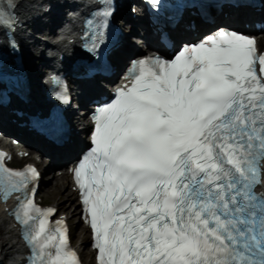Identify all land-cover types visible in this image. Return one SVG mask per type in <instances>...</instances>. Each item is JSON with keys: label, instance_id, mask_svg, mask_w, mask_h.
<instances>
[{"label": "snow or ice", "instance_id": "6c2138e0", "mask_svg": "<svg viewBox=\"0 0 264 264\" xmlns=\"http://www.w3.org/2000/svg\"><path fill=\"white\" fill-rule=\"evenodd\" d=\"M179 2L206 16L219 0ZM253 45L220 30L174 62L141 61L135 85L97 113L96 163L79 174V186L100 264H264V194L255 191L264 165V83L252 66ZM86 47L95 62L83 78L92 79L107 65L98 41ZM8 48L18 50L14 36ZM4 87L0 43V96ZM12 175L27 186L24 172L9 174V183ZM44 231L41 220L30 239ZM49 264L76 261L57 256Z\"/></svg>", "mask_w": 264, "mask_h": 264}, {"label": "bare ground", "instance_id": "6f19581e", "mask_svg": "<svg viewBox=\"0 0 264 264\" xmlns=\"http://www.w3.org/2000/svg\"><path fill=\"white\" fill-rule=\"evenodd\" d=\"M49 1H50V3H49ZM56 1H62V0H56ZM64 1L65 0H63L62 2L64 3ZM53 2H54V8L57 9V11H58V14L55 15V18L57 20L55 24H57V23L60 22V19H61L60 17H62V15L65 14L66 9L61 7L60 4L58 5L55 2V0H24V1H19L18 5H17L18 6L17 9H18L19 13H21V15L24 18L33 19V17H35V15L37 14L36 11H38L42 7L45 8L47 5H51L52 6ZM45 4H47V5H45ZM9 5H10V1H9ZM37 5H38V7H37ZM51 13H52L51 10L46 11L45 16H49ZM244 14H241V15H239L237 17L234 16V18H219V17H215L214 16L207 23L196 24V26H195V28H196L195 34H198L199 32L204 31V30H209L216 23H218V24H221V23H235V22L240 23L239 18L241 16H244ZM130 16L131 15H126L125 19L128 20L130 18ZM249 16L250 15L247 14L248 18H249ZM259 16L264 20V9L260 11ZM50 23H52V22H48L47 24H45L44 25L45 26L44 29H46ZM221 26H223V25H221ZM124 27L128 28L127 23H124ZM59 30L60 29H58L57 31H59ZM50 31L51 32L49 33V36H52L53 38L55 36L59 37V40L56 42V44L53 42L50 45L51 49H53V46H54V47H56V48H58L60 50H63L65 52L72 51L69 47H67L66 37H65V33L64 32H56L55 29H53V30L50 29ZM45 33L46 32H36L35 34H37L38 36L42 35V38H36L35 40H32V38L27 40L28 37L26 36L25 32L21 33L20 37H21V40L23 41V45L24 46H28L30 48H35L37 46L39 47L41 44L45 45V43H46V45H47L48 42H50V41H48V39L46 40V38L44 40V37H45L44 34ZM181 36L188 37L189 36V32L185 31V30L177 31L173 35V40H177ZM68 38H70V36ZM262 38H264V35H262ZM131 39L132 38L129 37V41L133 42V43H135L136 41H139L137 37L132 39L134 41H132ZM124 50L126 52L128 51V49L125 48V49L122 50V52ZM140 52H141V50L137 51V54L140 53ZM27 55H29L31 57H35V59H40V64L39 65L36 64V60L35 61L33 60L32 63H30V65L27 66V70L30 72V74L33 77V87H34V81H35L36 90L34 92L37 94V90H39L38 86L40 85V81H38V77L40 76V74H42V70H44V68H46L47 62L43 61V57L42 56H35V52L34 51H28ZM116 56H117V60L114 58V64L116 65V68H118L121 65V63H122V55H120L118 53ZM84 117H85L84 119H86L87 115H84ZM0 123L6 125L8 130L12 129L11 126L6 123V117L2 116L1 113H0ZM77 144L78 143H72V144L64 145V146L58 147L55 150L51 151L53 156H54V158H55L56 164L59 165V166H64L66 164V162L71 159V157L73 156V154L77 150V148H78ZM43 160H45V159H42V161ZM55 169L56 168L54 166L47 165L44 168V172L51 171V170L55 172ZM62 176L63 177H61V178H63V181H64L63 183L64 184H61L59 182V180H57L58 176L56 174H54L52 176V179L56 181V184L53 187H50L51 192L53 190H56L57 191L56 193L61 198H62V192L67 188V183L69 182L68 176L66 174H62ZM41 190H42V188H41ZM73 194L74 193L67 194L68 197L66 196V194H64V197H67V198H65L66 201L65 200L63 201V205L64 206H68L69 203L66 204L67 201L68 202L72 201ZM69 196L71 198H69ZM76 203H77V200H76ZM73 205H74V208L71 210L72 212L70 213V215H74L75 212H76V209H77L76 208L77 205L75 206V203H73ZM82 228H83L82 230L84 231V235H85L86 234V229L84 227H82ZM84 235L81 236L82 237L81 240H82L83 243H86V240L84 239L85 238ZM87 249H85V248L79 249L80 253L82 255H84L85 258H87V255H88V250ZM18 254H19V246H18V241L16 239V234H15L14 228L12 227L11 223L7 220V218L4 216V214L0 213V255H1V259L3 258V260H2L3 262L1 261L0 264H4V263L5 264H17L18 258H19ZM88 264H92L91 261H89Z\"/></svg>", "mask_w": 264, "mask_h": 264}, {"label": "rangeland", "instance_id": "374dc122", "mask_svg": "<svg viewBox=\"0 0 264 264\" xmlns=\"http://www.w3.org/2000/svg\"><path fill=\"white\" fill-rule=\"evenodd\" d=\"M37 7H38V5H37ZM126 29H128V28H126ZM39 37H42V35H39ZM130 38L134 39L136 37H130ZM132 41H134V40H132ZM37 63H38V61H37ZM54 174H56V173L51 170V171H49V173H47V175H45L42 178V190H40V192H41L40 194L43 197L45 203L54 204L56 206L58 212L66 213L67 221H68V224H69V226L71 228V231H72V236H73V241L75 243V246H77L78 249H81V248L87 249L88 248V243H89V237H88L87 233L84 235V231L82 230L83 226L81 225L80 221L77 220L76 213L74 215H70V213L72 212L71 210L74 208L73 203H75V206L77 205L76 196H75V194H73L72 201H70V202L67 201L66 204L69 203L68 206H64L63 205V201L65 200V198L68 197L67 194H70V193L72 194L74 192L70 189V187L68 185H67V188L62 192V198L58 196V194L56 193L57 192L56 190H53L51 192L50 187H53L56 184V181L52 179V176ZM57 176H58L57 180H59V182L61 184H64L63 183L64 182L63 178H61L64 175L63 176L62 175H57ZM64 194H66L67 197H64ZM69 198H71V197L69 196ZM82 235L85 236L84 239L86 240V243L82 242V240H81L82 239V237H81ZM81 256H82L83 261L86 264H88V261H89L88 260V255H87V258H85L84 255H82V254H81Z\"/></svg>", "mask_w": 264, "mask_h": 264}]
</instances>
